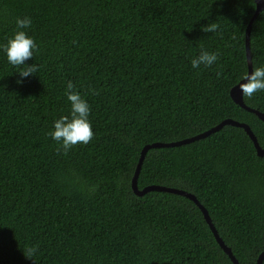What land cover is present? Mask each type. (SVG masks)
<instances>
[{
	"label": "trees",
	"instance_id": "obj_1",
	"mask_svg": "<svg viewBox=\"0 0 264 264\" xmlns=\"http://www.w3.org/2000/svg\"><path fill=\"white\" fill-rule=\"evenodd\" d=\"M256 10V0H0V45L28 16L38 46L26 78L0 47V264H234L193 200L138 195L132 180L147 144L226 119L248 124L264 148V121L231 97L249 73ZM212 22L216 32L202 31ZM202 49L218 59L194 69ZM250 50L253 70L264 66V9ZM69 81L90 105L94 136L64 154L48 133L70 114ZM244 102L264 114V90ZM151 185L194 194L239 263L257 264L264 155L244 128L151 148L138 186Z\"/></svg>",
	"mask_w": 264,
	"mask_h": 264
},
{
	"label": "clouds",
	"instance_id": "obj_2",
	"mask_svg": "<svg viewBox=\"0 0 264 264\" xmlns=\"http://www.w3.org/2000/svg\"><path fill=\"white\" fill-rule=\"evenodd\" d=\"M32 20L30 17H17V31L7 40V43L0 45L7 55L8 62L19 67V75L26 78L38 71V65H27L25 61L33 57V50L38 51L35 40L26 34L24 29L30 28ZM219 28L217 22H212L202 26V31L206 33L216 32ZM218 59V53L201 50L200 54L191 60V66L199 69L201 65L211 67ZM26 65V66H25ZM25 66V67H21ZM239 87L243 96L251 98L256 92L264 90V66L255 67L251 73L245 74ZM67 100L70 102V114L63 115L54 121L53 130L48 135L57 142V151L67 154L74 146L78 144H88L91 142L94 132L89 120L90 105L81 96L79 91L75 90V86L71 81L68 82L65 90ZM35 247H28L24 255L28 259H33L36 252Z\"/></svg>",
	"mask_w": 264,
	"mask_h": 264
},
{
	"label": "water",
	"instance_id": "obj_3",
	"mask_svg": "<svg viewBox=\"0 0 264 264\" xmlns=\"http://www.w3.org/2000/svg\"><path fill=\"white\" fill-rule=\"evenodd\" d=\"M256 3H257V10H256L254 16L251 18V20L248 24V27L246 29V55H247V60H248V65H249V73H251L253 71L252 60H251V50H250V35H251L252 24H253L254 20L256 19L257 15L264 9V0H256ZM243 82H246V81L241 80L237 85H235L231 89L232 99L241 107H243L249 111L255 112L264 121V114L263 113H261L260 111H258L256 109L250 108L245 104L243 93L239 87V84L243 83ZM228 124L244 128L245 131L250 136V138L252 139V141L254 142V145L257 149L258 154L264 155V148H262L260 146L256 135L254 134V132L252 131V129L250 128V126L248 124L242 123V122H239V121H236L233 119H226L223 122H221L220 124H218L217 126L213 127L212 129H210L204 133H201L197 136L191 137V138H187V139H184L181 141H176V142H170V143H158V142H156V143H152V144H147L142 150L140 161L138 163V166L136 168V172H135L133 180H132V188H133L134 192L138 195H144L145 193H147L151 190H158V191H166V192L181 194V195H184V196L190 198L191 200H193L199 206L201 211L203 212L204 217H205L206 221L208 222L211 230L213 231V233L216 237V240L218 241L220 246L228 254V256L231 258V260L233 261L234 264H240L238 259L233 254L231 248L228 247L225 244V242L223 241V239L220 237L214 223L212 222V219L210 217L208 210L206 209V207L204 205L201 204V202L197 199V197L194 194L186 192L184 190L177 189V188L160 186V185H151V186H148L142 190L139 189V186H138V177H139L140 169H141L142 163L145 159V156H146L148 150H150L151 148H154V147H174V146L184 145L186 143L204 138V137L210 135L211 133L218 131L219 129H221L222 127H224L225 125H228ZM263 260H264V251L260 254L258 261H257V264H263Z\"/></svg>",
	"mask_w": 264,
	"mask_h": 264
}]
</instances>
